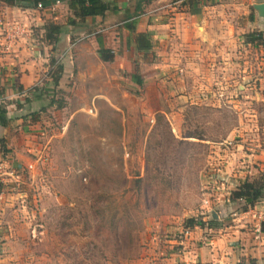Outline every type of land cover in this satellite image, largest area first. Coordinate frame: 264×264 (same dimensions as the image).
<instances>
[{"label": "rangeland", "instance_id": "1", "mask_svg": "<svg viewBox=\"0 0 264 264\" xmlns=\"http://www.w3.org/2000/svg\"><path fill=\"white\" fill-rule=\"evenodd\" d=\"M31 33L41 42L39 28ZM91 34L54 47L58 63L67 62L78 78L79 95L57 93L32 116L21 114L32 126L28 159L43 160L17 188L25 197L12 209L24 213L16 217L4 206L0 222L25 224L20 264H181L172 255H182L187 221L215 223L211 214H226L215 209L229 197V182L218 173L222 147L249 148L255 179L264 178V70L254 69L258 80L243 79L250 64L264 63V47L240 41L234 59L213 61L200 49L185 55L188 47L147 54L127 47L105 63ZM7 193L1 206L11 205Z\"/></svg>", "mask_w": 264, "mask_h": 264}, {"label": "crops", "instance_id": "2", "mask_svg": "<svg viewBox=\"0 0 264 264\" xmlns=\"http://www.w3.org/2000/svg\"><path fill=\"white\" fill-rule=\"evenodd\" d=\"M104 1L111 3L115 10H107L103 16L87 17L84 22L75 26H67V20L73 15L66 1H58L41 9H20L0 3V86L10 119L6 127H0V138L6 144V152H0V161L8 162L16 171L18 184L12 185L7 181L0 184V196L3 197L0 202V215L4 213V206V211L10 208L16 217L24 213L23 208L12 209L16 205V198L25 197V192L22 190L20 193L17 188L20 189L19 185H26V181L35 177L31 174L35 173L31 171L25 177L24 174L20 175L21 169L43 160L40 156L37 162L28 159L27 153L32 151L29 132L32 126L29 120L22 119V112L24 115L28 111V115L34 113L32 110L37 106L41 109L45 98H51L57 93L65 97L79 95L78 78H72L67 62L63 65L57 85L47 75L50 68L49 58L58 57L54 55L53 46L44 38L47 24L53 23L62 27L56 47H68L71 38L89 31L92 33L89 41L93 44L92 47H97L96 50L103 47L112 51L114 61L117 60V52L124 51L125 55L127 47L135 50L134 37L141 33L149 35L153 50L154 47H170L176 51L178 47H188L189 52L185 55L192 56L195 50L200 49L203 56H207V61H213L211 56L234 59L236 53L240 54V47L235 46L237 42H243V35L253 31L264 33V19L253 8L254 5L264 3V0H152L150 3H142L141 11L137 14L135 9L138 0ZM6 24H18L26 28L27 32L17 40L9 42L10 35L5 32ZM32 27L41 31V42L37 43L32 35ZM254 50L257 60L256 49ZM260 66L263 68L260 69ZM248 68L249 72L243 79L258 80L260 74L254 75V69L264 70V63H253ZM93 81L94 79L91 83ZM260 83H264V76ZM35 86L41 88L34 92L32 88ZM25 101L28 104H23ZM17 104L23 107H16ZM37 125L35 123L33 127ZM234 147L232 151L222 147L227 150H221L225 155L220 161L222 168L218 170L220 176L229 182V186L225 187L228 190L225 193L227 196H230L240 181L248 177H253L248 178L251 181L256 180L257 170L251 165L255 156L249 155V148L241 143L234 144ZM4 193L10 198L8 201H11V205L1 206L4 203ZM22 202L23 200L20 203ZM216 208H223L226 214L215 212V223L204 221L203 227L185 228L179 243L183 246L182 255L173 254L172 259L175 258L181 264H264V233L257 231L260 223L264 221V199L243 211L242 202H232L228 197L226 203L219 201ZM16 222H0V264H20L24 258V252L19 251L17 245L20 242L25 243L26 239L19 233L25 224ZM33 234L34 231H31L27 238H35ZM169 243L178 244L176 240Z\"/></svg>", "mask_w": 264, "mask_h": 264}, {"label": "trees", "instance_id": "3", "mask_svg": "<svg viewBox=\"0 0 264 264\" xmlns=\"http://www.w3.org/2000/svg\"><path fill=\"white\" fill-rule=\"evenodd\" d=\"M66 1L69 11H71L73 17L67 20V26H75L77 23H82L87 17L103 16L107 10L114 11L115 8L112 4L105 2L104 0H0V3L8 7H16L20 9H36L40 4L43 8L49 7L56 2ZM152 0H138L136 4L135 13L141 11V4L150 3ZM130 26V25H129ZM133 29V27H129ZM62 33V27L53 23L45 26L44 38L48 41L54 50V46L59 42L60 34ZM243 44L251 46L264 47V33L262 31H253L251 33L242 36ZM135 51L142 54H147L151 50V42L149 41V35L146 33L136 34L134 37ZM98 58L101 62H110L113 60V52L100 47L97 50ZM48 75L54 85L58 84V81L63 72V66L58 63L57 58H51L49 61ZM52 70H54L52 72ZM52 72V73H51ZM131 79L137 84L141 85L142 81L136 75H132ZM36 91V89H34ZM3 89L0 86V127H6L10 119L7 116V103L3 100ZM28 102V101H25ZM34 113L29 114L32 116ZM0 152H6L5 140L0 138ZM232 202H242L243 211L249 207H253L256 203L264 199V178L260 181L247 179L242 180L231 191L229 196ZM188 227H203L205 223L195 222L194 220H188ZM209 223H213L212 221ZM260 231L264 233V221L260 223Z\"/></svg>", "mask_w": 264, "mask_h": 264}, {"label": "built area", "instance_id": "4", "mask_svg": "<svg viewBox=\"0 0 264 264\" xmlns=\"http://www.w3.org/2000/svg\"><path fill=\"white\" fill-rule=\"evenodd\" d=\"M41 8L42 6L38 4L37 9H41ZM5 26H6L5 32L10 35L9 40H13L15 37H19L25 34V30L23 29V27L19 26L18 24H12V25L6 24ZM90 112H92V110ZM26 169L30 172L33 171V164L28 165ZM4 181H7L8 183L11 184H16L17 174L16 171L10 166L8 162L0 161V184H3ZM257 231H260V227L257 228Z\"/></svg>", "mask_w": 264, "mask_h": 264}, {"label": "water", "instance_id": "5", "mask_svg": "<svg viewBox=\"0 0 264 264\" xmlns=\"http://www.w3.org/2000/svg\"><path fill=\"white\" fill-rule=\"evenodd\" d=\"M254 10L257 12V15L264 19V3L262 4H257V5H254L253 6ZM212 215V219H216V215L213 213L211 214Z\"/></svg>", "mask_w": 264, "mask_h": 264}]
</instances>
